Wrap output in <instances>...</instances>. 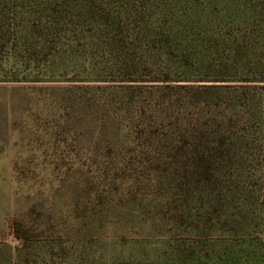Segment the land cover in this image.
I'll list each match as a JSON object with an SVG mask.
<instances>
[{
  "label": "rangeland",
  "instance_id": "374dc122",
  "mask_svg": "<svg viewBox=\"0 0 264 264\" xmlns=\"http://www.w3.org/2000/svg\"><path fill=\"white\" fill-rule=\"evenodd\" d=\"M36 1L54 6L53 0ZM184 1L191 13L209 21L213 14L227 19V9L255 2ZM99 2L97 9L107 6ZM56 3L63 11L57 18L61 24L51 26L47 15L24 22L22 35L33 29L30 44L4 49L25 58L14 62L16 70H10V56L0 63V264H264V91L255 87L264 83L234 70L264 68V42L230 49L207 32L199 35L192 50L202 49L206 66L214 69L211 76L227 79L175 76L169 82L174 99L187 91L178 85L204 83L257 91L258 99L245 105L234 101L244 108L234 113L223 145L198 144L191 134L175 142L180 121L162 100L147 104L142 117L128 101L122 104L127 113L115 115L122 99L113 93L142 94L167 84L158 73L159 61H146L157 50L153 42L122 20L123 33L112 45L105 37L101 45L90 46V39L73 38L76 31L83 37L91 29L81 24L85 18L79 21L86 10L82 0ZM230 19L223 24L229 32ZM140 21L139 26L145 23ZM251 24L253 33L258 26ZM52 32L70 38L38 46ZM145 63L156 68L139 73L136 81L109 74L95 79L88 72ZM229 99L226 95L219 104L227 107ZM195 154L212 170L200 186L180 170ZM151 173L160 182L147 180ZM182 179L186 182L178 190L174 184Z\"/></svg>",
  "mask_w": 264,
  "mask_h": 264
},
{
  "label": "trees",
  "instance_id": "16d2710c",
  "mask_svg": "<svg viewBox=\"0 0 264 264\" xmlns=\"http://www.w3.org/2000/svg\"><path fill=\"white\" fill-rule=\"evenodd\" d=\"M29 1L32 3H29ZM56 1L58 2L59 0H53L54 6L46 7L36 0H0V63L6 56H10L12 66L9 69L16 70L17 67L14 65L25 58L22 55L23 53L12 51L9 55L6 52L7 49H4L11 48L14 45L27 46L30 44L28 42L33 36V29L26 35H22L24 22L28 23L29 20L33 21L36 19L40 20L41 18L43 19V15H47L51 26L55 27L58 23L61 24L57 18L63 11L57 7ZM103 1L107 3V6L100 10L97 9L100 6L99 0H82V8L86 10H81L82 13L80 11L83 16L79 15V21L85 18L81 21V24L83 22V24L91 27L90 31H88L90 34L86 32L82 34L83 37H80L76 31V33L73 32V38H79V40L90 39L91 42L89 44L92 46V42L94 45H101L103 43L101 41L102 38L106 37V44L112 45V42H115L117 37L123 33L121 21L126 20L128 26H132L129 28H134V33L138 35L146 34L147 39L151 40L154 46L157 47V50L149 52L148 57L150 59L146 61L150 62L154 59L159 61L160 69L158 73L162 75L161 81L167 83L156 86V90L148 93L132 95L131 92L124 90H119L117 94L113 93L115 95L119 94L120 98L124 99V101L121 100L119 108L116 107L117 105L115 106V115L122 110H125V113H127L126 108L122 104H127L128 101V108L133 110L134 108L140 109L139 116L142 117L144 116L147 104L153 103L154 100H162L168 104V112L174 111L178 115V121H180L179 127H176V131L174 132L176 136L175 142L178 140L177 137L183 134H191L198 144L208 145L212 143L217 146L223 145L226 140V130L231 127L230 123L234 113L237 112L239 114L243 110L245 102L255 100V97L258 99L256 95L257 91L252 95L251 93L253 92L251 90L238 91L231 85L205 83L189 86L178 85L186 87L187 91L183 97H181V93L179 95L177 93L178 97L175 100L174 96L176 93H169V90L174 88L169 82L175 76L185 79L184 81H226V76V79L225 77L211 76L214 69L206 66V61L203 60L201 55L202 49L193 51V46L202 37L199 35L206 32L210 36H214L218 44L227 45L230 49L247 48L252 43L260 46L264 42V26L261 25L264 23V0H254L253 4L252 2L250 4L245 2L243 5H235L232 9H227L226 18H231L230 21L232 22V26H230L232 28L231 32L227 31L228 27L223 25L227 20L225 17L214 18L216 14H213L210 21L203 20L201 17H196L194 13H191L192 11L186 5L189 3L184 0H141V3H137L138 0H135V2H132V0ZM115 2H119L120 4L117 8L114 6ZM91 11H94V14ZM239 14L241 19H239ZM235 19H239L236 24H234ZM139 20H141V23H145L139 26ZM251 20H253V24H257L258 26L257 30L253 33H251ZM13 22H15V27L12 26ZM13 29H15V36L12 33ZM52 33L47 34L48 37L38 40L36 42L38 46L42 48L48 45L56 46L61 44L62 41L64 44L65 40L67 43L70 38V36L68 38L64 37L61 32H57V34ZM122 56V60L129 62V55V57H127V54H123ZM190 61L193 63H189ZM151 68L156 67H150L147 63L140 67L129 64L106 68L94 67V69H90L88 72L91 73L90 77L95 79L104 78L109 74L107 78H130L132 81H136L138 78H141L136 77L139 73L144 75L146 72L152 71ZM219 68L221 72H226L222 71L226 67ZM234 70L235 72H242L245 76L243 78L247 77V79H253L252 81L264 83V68L260 69V71H249L238 68ZM0 71H4V69L0 68ZM198 75L199 77H197ZM197 78H200V80H197ZM255 87L258 91H264V85ZM211 95H213L214 99L212 102H209L208 97ZM226 95L230 96L231 99L229 100H232V103L227 104V107H222L219 103ZM139 96L141 98L142 96L148 97V102L143 100L135 101L136 99H141ZM236 100L243 102L244 105L240 107L239 105H235L234 101ZM138 106L139 108H137ZM190 112H196L197 114L190 117ZM128 119L130 121V117ZM172 128H175L174 125H172ZM189 165H183L180 170L185 171L187 177L188 175L190 176L189 179L193 184L200 186L210 180L212 170L208 165V161L203 159V155L200 157V154H195L194 162H191ZM155 176L154 173H151L147 180L152 181V183L160 182V179ZM184 182H186L185 179L177 180L174 187L180 190L182 187H178V185Z\"/></svg>",
  "mask_w": 264,
  "mask_h": 264
}]
</instances>
